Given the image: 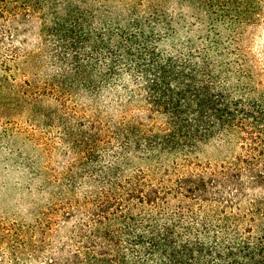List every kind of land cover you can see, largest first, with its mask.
Segmentation results:
<instances>
[{
	"label": "trees",
	"instance_id": "trees-1",
	"mask_svg": "<svg viewBox=\"0 0 264 264\" xmlns=\"http://www.w3.org/2000/svg\"><path fill=\"white\" fill-rule=\"evenodd\" d=\"M261 31L264 0H0V122L66 168L44 221L3 232L15 262L264 264Z\"/></svg>",
	"mask_w": 264,
	"mask_h": 264
},
{
	"label": "rangeland",
	"instance_id": "rangeland-1",
	"mask_svg": "<svg viewBox=\"0 0 264 264\" xmlns=\"http://www.w3.org/2000/svg\"><path fill=\"white\" fill-rule=\"evenodd\" d=\"M26 28V32L19 33L14 39L13 45L22 51L34 52L36 24H29ZM246 38L243 42L246 48L264 52V31L252 36L247 34ZM23 71L29 72V69L24 68ZM24 131L0 122V264H17L10 249L12 235L6 237L3 232L14 231V227L24 231L34 228L37 221H44V211L65 198V159L60 152H51L37 134L31 136ZM212 154V150H206L200 158L204 160ZM75 173L74 169L73 175ZM79 192L77 197L69 196L78 198ZM70 225L64 224L58 236L64 235ZM27 253L23 251V264H30Z\"/></svg>",
	"mask_w": 264,
	"mask_h": 264
}]
</instances>
